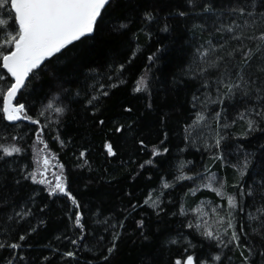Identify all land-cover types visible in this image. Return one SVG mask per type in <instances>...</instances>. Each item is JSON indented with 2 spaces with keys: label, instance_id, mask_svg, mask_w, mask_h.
<instances>
[{
  "label": "snow or ice",
  "instance_id": "1",
  "mask_svg": "<svg viewBox=\"0 0 264 264\" xmlns=\"http://www.w3.org/2000/svg\"><path fill=\"white\" fill-rule=\"evenodd\" d=\"M174 17L191 18L193 35L206 37L196 45L187 67L172 78L174 85H193L187 102L194 119L185 123L183 139L194 143L195 132L211 164L233 169L234 182L230 184L208 164L185 171L191 162H182L174 173L161 175L158 186L142 200L128 192L130 199L115 212L104 215L98 208L93 215L104 216L95 221L103 229L92 230L81 199L71 190L65 165L45 139L55 125L51 139L62 148L66 143L60 127L71 109L65 103L63 81L57 79L39 109L29 107L26 90L49 65L68 58L105 28L113 38L127 35L138 41L144 34L150 42L153 29L168 32V21ZM162 50L163 45L149 52L144 71L133 81L132 91L144 97L143 114L155 115L157 120V141L146 153L149 158L137 164L139 170L157 165L153 158L170 152L166 146L170 114L157 105L159 89L154 84L165 93L167 87L150 75ZM139 51L137 43L130 56L113 57L98 66L95 75L86 79L83 105L85 111L90 106L97 126L111 122V131L132 133L138 151L145 152L149 144L140 136V113L131 123L98 115L102 100L127 83L126 73ZM81 94L75 92L77 97ZM134 111L131 105L120 108L121 115ZM24 121L31 126L27 138L33 141L27 147L21 144L25 135H0V264H50L54 259L57 264H79L85 252L92 255L88 264H112L129 221L131 234L143 244L169 225V217L181 218L180 229L167 238V243L182 246L171 264H264V142H260L264 137V0H180L171 9L164 8L161 0H0V125L15 129L17 122ZM237 124L242 125L241 131H230ZM103 147L107 156H118L111 139ZM89 151L80 149L77 167L91 170ZM139 175L133 169L131 178ZM178 188L184 191L174 199ZM201 189L210 190L220 201L214 206L207 202L208 211L204 202L195 208L186 204L185 198ZM57 200L62 201L63 215L72 226L55 235V243L44 245L47 254L35 255L30 241L48 223L50 205ZM205 242L206 255L197 251Z\"/></svg>",
  "mask_w": 264,
  "mask_h": 264
},
{
  "label": "trees",
  "instance_id": "2",
  "mask_svg": "<svg viewBox=\"0 0 264 264\" xmlns=\"http://www.w3.org/2000/svg\"><path fill=\"white\" fill-rule=\"evenodd\" d=\"M161 4L164 8L171 9L179 5L180 0H161ZM168 23L170 25L168 32H159L153 29L154 35L150 42L147 41L144 34L140 35L138 41L131 40L127 35L123 38H113L105 28L95 40H89L85 45H80L78 51L70 53L68 58H62L60 62L49 65L48 69L51 70L46 69L26 90L25 95L29 107L39 109L56 86L57 79L63 81V87L68 95L65 103L71 109L63 118L60 127L61 137L66 143L62 148L58 142L51 139L56 134L55 125L48 129L45 139L48 140L52 152L56 153L59 161L65 165V173L68 176L71 190L81 199L86 219L91 222L92 230L102 231L103 229V225L95 223V221L102 220L104 216L93 215L98 208L104 215L110 210L115 212L119 206L127 203L130 199L127 195L128 192L134 193L137 198L142 200L151 188L158 186L161 175L169 172L174 173L182 162H191L186 165L185 171L192 168L193 165L197 170H200L202 165L208 164L213 172L227 178L230 184L234 182L233 169L231 167L222 168L219 163L211 164L210 154L204 150L203 143L197 139L195 132H193L194 143L188 144L183 139L185 123H191V120L194 119V111L187 102L190 99L189 92L193 85L191 83L187 87L180 84L174 85L172 78L178 77L187 67L195 54L196 45L206 37H200L198 34L193 35L190 30L191 18L186 20L174 17L170 18ZM137 43L140 45V51L126 73L127 83L112 90L113 94L102 100V103L98 105L100 107L98 115L100 118H107L108 121L115 118L121 123H131L136 118L137 112L140 113L142 122L140 136L145 138L149 144V148L145 152L138 151V144L132 133L122 135L111 131V122L105 126H97L93 121L90 106L89 110L85 111L83 105V90L87 77L95 75L98 66L104 65L110 58L116 57L123 60L130 56ZM161 45H163V50L160 53V62L153 66L150 75L154 74L155 78L163 81L167 87L165 93L160 85L154 84V87L159 89V95L156 96L157 105L170 114L166 129L169 132L166 146L169 147L170 152L163 157L153 158L157 160V165L139 170L137 164L149 158L146 153L150 151L151 144L157 141V120L155 115L143 114L144 97L143 94L132 91L133 81L144 71L149 52L155 51ZM90 69L91 71H89ZM87 83L90 84L91 81L88 80ZM78 90L82 93L79 97L75 95ZM21 102L25 101L21 100ZM122 105H131L136 111L133 114L121 115ZM17 123L19 125L17 128L9 127L7 130H4L0 125V135L9 133L15 135L17 132L25 135V140L21 141V144L27 147L33 142L27 138L28 135H31L29 131L31 126L25 121ZM241 129L242 125L237 124L230 131L239 133ZM108 139L114 142L119 153L117 157L106 155L103 145ZM260 142H264V137ZM256 146L257 142L253 140L252 147ZM85 147L90 149L88 161L91 170L87 167H77L81 162L77 159L79 151ZM133 169L141 172V175L135 180L131 178ZM150 174L151 180L148 179ZM86 185L87 187H85ZM183 191L184 189L178 188L173 198H180ZM185 199L186 204L192 208L202 202L206 206H209L207 203L209 201L212 202V206L220 202L214 193L204 189L198 191L195 196ZM61 203L62 201L57 200L50 205L48 223L33 235L30 241L34 245L33 254L39 255L41 252L47 254L48 250L44 245L49 241L55 243L53 240L55 235L71 228L72 223L63 215ZM167 219L170 221L169 225L158 233L152 242L143 244L131 234L132 224L129 221V231L120 243L119 255L113 259L112 264H149L150 260H152V264H171L181 254L182 246L167 243V238L169 234L175 236L176 230L180 229L179 220L181 218L169 217ZM197 251L206 255L209 251L207 242L203 248H197ZM91 259V253H81L79 264H88ZM50 264H57V261L54 259Z\"/></svg>",
  "mask_w": 264,
  "mask_h": 264
},
{
  "label": "rangeland",
  "instance_id": "3",
  "mask_svg": "<svg viewBox=\"0 0 264 264\" xmlns=\"http://www.w3.org/2000/svg\"><path fill=\"white\" fill-rule=\"evenodd\" d=\"M204 210H205V211H208V210H209V206H206V205H205Z\"/></svg>",
  "mask_w": 264,
  "mask_h": 264
},
{
  "label": "water",
  "instance_id": "4",
  "mask_svg": "<svg viewBox=\"0 0 264 264\" xmlns=\"http://www.w3.org/2000/svg\"><path fill=\"white\" fill-rule=\"evenodd\" d=\"M26 122V121H25Z\"/></svg>",
  "mask_w": 264,
  "mask_h": 264
}]
</instances>
